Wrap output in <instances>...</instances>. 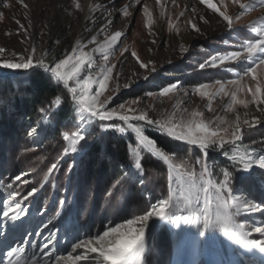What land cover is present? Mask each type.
I'll list each match as a JSON object with an SVG mask.
<instances>
[{
  "label": "snow or ice",
  "instance_id": "obj_1",
  "mask_svg": "<svg viewBox=\"0 0 264 264\" xmlns=\"http://www.w3.org/2000/svg\"><path fill=\"white\" fill-rule=\"evenodd\" d=\"M115 2L116 0H111L110 4H94L89 9L90 13L100 9L101 15L96 19H103L104 22L86 43L77 40L71 50L65 49L59 58L51 49L37 56V48L34 45L30 50L26 48L21 53L6 58L4 57L6 49L0 47V69L40 71L62 85L70 98L74 113L71 118L66 117L63 121L60 119L63 103L61 97L56 96L46 106L38 109L42 118L35 122L27 133L38 146L39 138H42L49 128L57 131L59 123L72 126L69 130L60 131L66 146L60 158L48 168V175L44 177L45 184L59 172L63 159L68 156L73 157L66 170V175L70 176L79 160L86 155L82 142L87 139L91 128L98 126L101 132L113 131L122 136H132V140L127 143L131 167L125 170L123 165L121 166L125 178L136 176L142 185L145 173L143 157L151 156L162 162L167 169L168 195L154 203L150 201L147 210L141 214H132L131 218H124L121 222L108 221L90 229L83 228L75 219L77 215L75 200L62 198L55 216L42 224V227L48 230L47 236L42 242L37 243L30 237L40 236L41 232L31 230L35 217L29 219L25 207V202L37 189L33 188L26 196H22L19 188H13L15 182L21 181V175L15 176L7 185L0 181V189L5 187L8 189L6 198L0 200V245L7 249L4 253L5 259L0 260V264H148L152 252L151 234L159 229L162 223L178 230L175 233L178 242L187 237L196 248L201 243L215 241L214 234L221 233L232 245L240 249L239 256H259L261 264H264V203L258 202L236 187L237 183L247 186L257 181L258 178L254 175L257 170L264 174V141L253 140L250 144L243 143L246 133L257 125L264 124V74H262L264 18L240 26L251 34L242 42L229 44V41H223L234 50L210 55L199 64L201 70L219 68L232 73L235 77L227 81L200 83L192 90L207 100L209 111H212L213 100L228 97L227 110L235 114L234 121L205 118L202 111L188 112L186 108L181 112L173 111L163 118L153 119L147 110L133 107L138 101H131L127 108L124 103L111 107L113 96L120 90L119 85L101 99L108 80L112 78L111 74L117 69V64L112 63L110 57L126 36L123 30H109L113 25V19L110 18L113 13L109 9ZM136 2L139 4L141 0ZM229 2L237 6L238 13L229 11ZM20 3L25 9L28 8L24 0H20ZM156 3L163 8L167 0L164 4L161 0H156ZM199 4L206 6L205 11L211 10L217 15L224 22L227 33L231 35L239 31L234 20H239L240 14L256 7L257 4L264 6V0H219V4L213 0H199ZM75 7L81 8L78 0ZM131 7V4L124 5L122 15L125 18L128 17V10ZM116 11L120 12L119 9ZM188 11H191L192 18L198 16L204 20L195 6L180 12L178 18L184 17ZM143 12L147 17V26L151 29L153 19L147 5H144ZM104 13H107V16H104ZM161 15L164 13L161 12ZM86 19H91V16H86ZM96 19H91V22L95 24ZM187 23L196 33L201 34V29L197 23L192 22V19ZM204 23L208 21L204 20ZM170 26L175 28L171 22ZM85 31L91 32L92 29L86 28ZM25 35L27 36V30ZM98 36H103V40L98 39ZM153 43L156 41L153 40ZM88 46H93L92 53L87 51ZM129 51V48H124V52ZM188 51V48L181 45V52ZM96 54L103 60L100 65L95 63ZM130 55L139 62L140 58L135 51H131ZM126 59L127 57H124L119 61L121 68L116 72L117 77ZM240 66H243L242 71L238 70ZM139 67L148 72V75L143 77L145 80L159 70L153 61L140 62ZM246 77L254 82V86H244L241 83ZM181 88L182 85L178 81L169 83L160 89L157 99L168 97L174 92L179 94ZM239 92H243L245 96L250 95V99L238 98ZM183 94L187 96L189 90H183ZM237 106L245 109L243 119L236 110ZM250 106H254L257 114H253ZM149 129L198 148L201 156L194 162L198 170L195 166L189 167L187 162L175 163L177 154L169 152L150 137L147 134ZM210 151L220 152L229 164L221 167L210 161L208 159ZM30 182L24 180L23 184ZM258 182L264 189V179H259ZM120 184L121 180L114 181L107 190V195L110 196ZM21 196L22 198H17ZM242 214H246L243 219ZM61 219L64 221L63 225L59 223ZM184 226H191L195 232L190 233ZM16 233L23 236L24 242L32 250L30 254L29 248L10 244L11 237ZM229 264H240V261L232 258Z\"/></svg>",
  "mask_w": 264,
  "mask_h": 264
},
{
  "label": "rangeland",
  "instance_id": "obj_2",
  "mask_svg": "<svg viewBox=\"0 0 264 264\" xmlns=\"http://www.w3.org/2000/svg\"><path fill=\"white\" fill-rule=\"evenodd\" d=\"M55 1L24 0V3L28 5V8L25 9L21 5L20 0H0V47L6 49L4 57L11 58L13 54H19L26 48L30 50L31 46L34 45L37 48V56L51 49L53 52L59 50L57 54L59 58L65 49L70 51L77 40L85 43L90 40L91 36L96 34L104 22L103 19H96L101 15V10L97 9L94 13L90 14L91 19H96V23L93 24L91 19H87L83 23L85 9L89 6L92 7L94 4L111 3V0H78L81 8L77 9L75 7L77 0H65L61 10L55 12ZM213 2L219 4V0H213ZM161 3L164 4L165 0H161ZM128 4H131L132 7L129 8L128 17L125 18L122 15L123 7ZM144 5H147L153 19L151 29L147 26V17L143 12ZM193 6L203 15L204 20H207L208 23H204V20H201L198 16L192 18L191 11H188L184 17L178 18L180 12L185 11V9H191ZM205 8L206 6L199 4V0H175V2L173 0H167V4L163 8L157 5L156 0H141L139 4L136 0H116L115 5L109 9L113 13V16L110 17L113 19V25L109 30L116 31L126 26L128 27L125 31L126 36L122 38V43L119 45V48L110 57L111 62L117 64V69H114L111 74L112 78L108 80L106 91L101 99L119 85L120 90L113 96L110 104L111 107H116L124 103L125 108H127L131 101H138L133 107L147 110L149 116L153 119L163 118L173 111L181 112L186 108L188 112L202 111L205 118H223L227 121H234L235 114L227 110L229 103L228 97H219L213 100L211 105L212 111H209L207 108V100L202 99L192 90L200 83L215 80L227 81L235 78L232 73L219 68H206L201 70L199 64L208 59L210 55L234 50L229 45L224 44L223 41L227 40L229 44H235L249 38L251 35L250 32L240 28V26L249 25L254 21L264 18V6L257 4L256 7L240 14V19L234 20L239 31L231 35L227 33L224 22L217 15L213 14L211 10L205 11ZM117 9L120 12H117ZM229 11L231 13H238L239 10L237 6L229 2ZM161 12L164 13L163 16ZM64 14L68 16H64ZM104 16H107V13H104ZM67 18L70 19V23L64 27V22H66ZM189 19L197 23V26L201 29V34L196 33L194 29L190 28V25L187 23ZM170 22L171 25H175V28L170 26ZM21 25H23V28H21ZM86 28L92 29V31H85ZM25 30H27V36L25 35ZM98 39L103 40V36H98ZM153 40L156 43H153ZM181 45L188 48L189 51L181 52ZM201 46H203V50H201ZM92 47H87L89 53H92ZM125 47L129 48L130 51L124 52ZM131 51L137 53L140 58L139 62L130 55ZM96 56L95 63L97 65L102 64V58L99 57V54H96ZM124 57H127V59L124 60L122 71L119 77H117L116 72L121 68L119 61ZM149 61H153L159 70L145 80L143 77L148 75V72L146 69L140 68L139 63H147ZM238 70L242 71L243 66H240ZM16 73L26 72L0 69V76L3 77L15 75ZM262 74H264V70H262ZM177 81L182 85L179 94L174 92L168 97H159L157 99L162 87ZM241 83L244 86H254V82L247 77ZM185 89L189 90L187 96L183 94V90ZM147 93H153L154 95L146 96ZM238 98L250 99V95L245 96L243 92H239ZM236 110L241 114V118L243 119L245 109L242 106H237ZM250 110L253 111V114H257L254 111V106H250ZM92 128L89 133L92 132ZM251 133L260 136L259 138L257 137V141H264V124L257 125L253 130L246 133L245 137ZM40 141L41 138H39L38 144ZM34 143L37 144L36 142ZM200 156L201 154L185 156L189 160V167L195 166L198 170V166L194 162ZM184 159V157H181L179 159L180 161L176 160L175 162H185ZM212 161L221 167L227 166L222 164L220 159H213ZM5 166L2 170L6 169ZM124 169L127 170L126 167ZM5 176L7 174L1 173L0 170V181L7 185L10 182L4 181ZM131 178L138 180L136 176H132ZM139 184L142 193L147 199H150L147 205L149 207V202L154 203L157 199L153 200L152 194L143 184L141 185L140 182ZM175 187L176 185L174 184L173 188L175 189ZM239 190L244 191L243 188ZM7 191L8 189L6 187L0 189V200L6 198ZM54 193L55 191L53 190ZM123 193L125 196H128L127 192ZM41 195L42 192L37 191L32 196L33 198L36 197L34 201L33 199L31 200L33 203H29V199L25 202L28 218L35 217V220L31 224V230L33 232H41L40 236L33 235L30 237V239L37 241V243L42 242L48 234V230L44 229L42 224L55 216L60 208L58 200L55 201L54 199L45 197L46 200L36 210L34 203L37 202V197ZM17 198L20 199V197ZM121 203L122 201L120 200L119 205ZM88 206L89 204H85V207L89 208ZM125 212L126 210L119 209L118 212L104 215V210H98L91 215L88 210L82 208L79 211L77 208L75 219L79 221L83 228L90 229L99 227L102 223L108 221L121 222L124 218H131ZM245 215L242 214L241 219ZM63 222V219H61L59 221L60 225H63ZM167 225L171 230L173 241V264L176 247L174 242L175 228L169 224ZM214 235L216 236L215 241L207 244L201 243L198 248L194 247V251L196 248L198 253L195 264H229L232 258L239 259L240 264H261L259 256H239L240 249L238 247L232 245L221 233L217 232ZM10 244L12 246L29 248V245L24 242V238L20 233H16L11 237ZM6 250L4 245H0V260L5 259L4 253ZM31 251L29 248V254Z\"/></svg>",
  "mask_w": 264,
  "mask_h": 264
},
{
  "label": "trees",
  "instance_id": "obj_3",
  "mask_svg": "<svg viewBox=\"0 0 264 264\" xmlns=\"http://www.w3.org/2000/svg\"><path fill=\"white\" fill-rule=\"evenodd\" d=\"M56 96H60L63 103L60 119L63 121L66 117L71 118L74 113L66 91L62 85L52 81L44 73L36 71L0 76V170L1 173L7 174L4 181L11 183L15 176L21 175V181L15 182L13 188H19L22 196H26L33 188L42 192L34 203L36 210L46 200L45 197L58 202L65 197L69 200L74 199L79 211L83 208L91 215L98 210H104L105 215L118 212L120 209L126 210L125 214L131 216L147 210L150 199L142 193L139 181L125 178L121 169L122 165L126 169L131 167L127 143L132 140V136H122L113 131L101 132L98 126H93L92 132L82 142L86 155L79 160L70 176L66 175V170L68 164L72 162V156L63 159L59 172L45 184L44 177L48 175V168L60 158L66 146L60 131L69 130L72 126L59 123L57 131L49 128L38 146L27 133L30 127L42 118L38 109L46 106ZM253 133L245 137L243 143L257 141L260 136ZM147 134L166 150L177 154L174 162L184 157V161L189 164L188 158L186 159L188 155L201 154L198 148L162 136L157 131L149 129ZM208 159L210 161L220 159L222 164H229L218 151H210ZM142 164L145 169L143 186L152 194L153 200L166 198L168 195L166 166L151 156H144ZM4 166L6 169L2 170ZM254 175L258 180L264 179V174L258 170ZM118 179L121 180L120 186L114 189L110 196L107 195L111 184ZM24 180L31 182L25 185ZM258 180L247 186L237 183L236 187L243 188L252 198L264 203V189L260 187ZM123 192H127L128 196ZM35 198L29 197V203H33ZM85 204H89V208L85 207ZM150 240L152 252L148 264H172L173 241L169 226L162 223L161 227L151 234Z\"/></svg>",
  "mask_w": 264,
  "mask_h": 264
},
{
  "label": "bare ground",
  "instance_id": "obj_4",
  "mask_svg": "<svg viewBox=\"0 0 264 264\" xmlns=\"http://www.w3.org/2000/svg\"><path fill=\"white\" fill-rule=\"evenodd\" d=\"M64 1L65 0H56L55 1V12H59L61 10ZM90 8H92V7L89 6L88 8L85 9V14H84L85 19L83 18V23L87 21L86 16H89L91 14L89 12ZM64 16H68V15L64 14ZM69 23H70V19L67 18L66 22H64V27L66 25H68ZM127 27L128 26H126L125 28H122L121 30L126 31ZM58 52H59V50L54 52V54L57 55ZM184 227L188 228L190 233L195 232V229L192 228L191 226H184ZM176 231H178V230L175 229V233H176ZM174 242H175V246H176L175 247V252H176L175 264H195L198 253H197L196 248L194 251V245L191 242V239L186 237L183 241L178 242L176 235L174 234Z\"/></svg>",
  "mask_w": 264,
  "mask_h": 264
},
{
  "label": "water",
  "instance_id": "obj_5",
  "mask_svg": "<svg viewBox=\"0 0 264 264\" xmlns=\"http://www.w3.org/2000/svg\"><path fill=\"white\" fill-rule=\"evenodd\" d=\"M175 262H176V252H175L174 259H173V264H175Z\"/></svg>",
  "mask_w": 264,
  "mask_h": 264
}]
</instances>
